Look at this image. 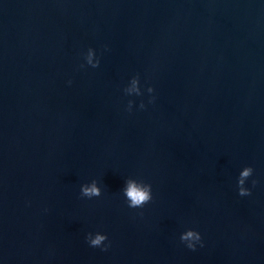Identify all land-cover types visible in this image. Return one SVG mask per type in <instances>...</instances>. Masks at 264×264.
<instances>
[{
	"label": "water",
	"instance_id": "95a60500",
	"mask_svg": "<svg viewBox=\"0 0 264 264\" xmlns=\"http://www.w3.org/2000/svg\"><path fill=\"white\" fill-rule=\"evenodd\" d=\"M0 264H264V0H0Z\"/></svg>",
	"mask_w": 264,
	"mask_h": 264
},
{
	"label": "clouds",
	"instance_id": "9594fccd",
	"mask_svg": "<svg viewBox=\"0 0 264 264\" xmlns=\"http://www.w3.org/2000/svg\"><path fill=\"white\" fill-rule=\"evenodd\" d=\"M89 62L91 63V57H89ZM99 63V62H98ZM96 65H94L95 67ZM149 91H153V88H149ZM253 174V168L252 167H246L243 173L241 174L238 182L239 184L244 183V178L252 176ZM257 181H253V184L255 185ZM82 193L85 196H99L100 195V189L96 187L95 184L92 185L91 188L84 187L82 189ZM239 195L241 196H248L251 195L250 189H239ZM126 196L130 199V207L137 208V207H143V205L147 202H150L152 200V186L151 184H148L147 187H138L136 183L129 182L128 188L126 190ZM88 239V238H87ZM108 239L106 235H97L95 239L91 240L90 245L93 247H100L104 240ZM195 239L196 241L201 242L202 237L201 234L198 232L188 231L186 234L181 235V241L191 240ZM187 247L193 251L196 249V244H188ZM104 250H107L106 248Z\"/></svg>",
	"mask_w": 264,
	"mask_h": 264
}]
</instances>
